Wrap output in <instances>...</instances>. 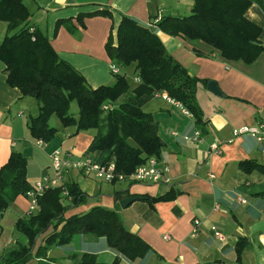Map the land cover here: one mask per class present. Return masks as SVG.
<instances>
[{"label":"crops","instance_id":"crops-1","mask_svg":"<svg viewBox=\"0 0 264 264\" xmlns=\"http://www.w3.org/2000/svg\"><path fill=\"white\" fill-rule=\"evenodd\" d=\"M23 1L33 25L48 36L58 55L78 69L92 87L110 84L115 79L109 70L111 60L105 44L109 34H115L120 13L151 25L165 15H188L194 2ZM97 6L109 7L112 15L77 19L81 11ZM245 16L261 27L259 40L264 47V12L253 3ZM62 18L69 20L55 32L56 21ZM4 28L6 24L0 21V31ZM156 32L166 50L190 74L216 82L220 94L202 84L196 90L205 124H196L193 115L186 114L178 101L170 102L154 95L142 109L158 120V134L164 146L157 159L160 165L166 166V180L109 183L75 169L65 174L66 179L63 177V183L75 181L87 195L86 202L70 207L66 216L86 211L93 205L116 209L124 226L146 241L152 251L129 260L110 248L104 237L78 233L67 245L50 248L47 256L53 257L55 264H76L85 252L94 253L105 263L118 257L119 264H264V174L258 169L244 172L238 165L241 160L264 165V144L250 134L232 135L233 128L264 122V51L247 64L222 57L219 50L201 40L172 36L158 28ZM130 68L134 78L137 77L134 66ZM126 72L123 70L122 74L126 76ZM136 85L129 84L130 88ZM32 108L37 114V100L23 96L18 88L7 83L4 64L0 61V168L12 152L21 153L26 158L27 180L33 185L41 177L52 174L48 167L50 153L55 148L64 146V151L81 157L93 138V131L76 133L74 125L64 126L57 117L55 137L39 144L37 141L41 139L32 137L28 129L31 116L36 115ZM195 132H199L197 140L193 139ZM212 143L220 145L221 154L208 153ZM115 191L125 192L122 198L129 195L142 198L122 208L119 200L114 199ZM165 193H173L174 197L153 203L148 200ZM9 207V213L18 218L29 214V200L25 195H18ZM6 211H2L0 218ZM193 219L200 221L195 234L191 233ZM212 226L224 235L223 240L214 237ZM0 230L3 232L2 226ZM16 241L26 243L27 238L19 233L10 249ZM237 245L241 247L239 253ZM30 262L33 264L34 260Z\"/></svg>","mask_w":264,"mask_h":264},{"label":"trees","instance_id":"trees-1","mask_svg":"<svg viewBox=\"0 0 264 264\" xmlns=\"http://www.w3.org/2000/svg\"><path fill=\"white\" fill-rule=\"evenodd\" d=\"M253 3L264 12V0H194L188 15H165L151 25L120 13L115 34H109L105 49L112 63L121 68L134 66L140 82L130 88L121 73L115 74L110 84L90 86L78 69L58 55L48 36L33 25L23 0H0V21L6 24L0 61L7 83L38 102V113L28 123L32 137L51 141L57 128L49 124V119L55 114L62 125H74L76 133L93 130L83 156L101 163L112 160L118 171L129 174L149 156L157 157L164 146L158 120L142 109L155 93H166L193 115L196 124H205L195 94L198 85H206L208 79L190 74L166 50L156 28L172 36L201 40L219 50L222 57L249 64L264 51L259 40L261 27L245 16ZM95 15L111 16L112 10L97 6L81 11L77 19ZM68 20L58 19L55 32ZM72 101L77 105L75 113L69 111ZM238 165L244 172L258 169L264 174V165L253 160H241ZM31 188L26 158L12 152L0 168V211ZM124 194L115 191L114 199L118 201ZM173 197V193H165L148 200L153 203ZM86 200V193L75 181L46 189L37 198L35 212L15 223L27 242L16 241V246L0 255V264H27L32 260L33 264H55L47 252L67 245L78 233L104 237L110 248L129 260L152 251L146 241L124 226L116 209L93 205L86 211L65 215L70 207ZM240 248L237 245L238 253ZM76 264H119V258L105 263L94 253L85 252Z\"/></svg>","mask_w":264,"mask_h":264},{"label":"built area","instance_id":"built-area-1","mask_svg":"<svg viewBox=\"0 0 264 264\" xmlns=\"http://www.w3.org/2000/svg\"><path fill=\"white\" fill-rule=\"evenodd\" d=\"M109 70L112 74H119L120 68L115 63H110ZM135 81L139 82L140 78L137 76L134 78ZM155 96H160L165 100L170 102H175L174 99L169 97L166 93H155ZM177 102V101H176ZM182 110L188 114L189 112L177 102ZM241 134H250L254 136L257 141L261 144H264V122H259L256 125H244L240 127L233 128L232 135L234 137ZM199 132H195L193 139H198ZM39 144H42V140L37 141ZM222 149L220 145L212 143L209 146L208 153L221 154ZM51 159V168L53 173L50 175H45L34 182L32 188L28 190L25 196L29 200V213L35 212L37 208V198L42 195V193L50 188L56 187L63 184V177L66 173H69L71 170H78L84 175L93 176L96 179L105 182H116L121 180H131L141 183H158L166 180V166L160 165L156 156H149L147 160L141 165L137 166L131 173L124 174L116 169L114 161L109 162H96L91 158L86 156L74 157L71 151H64L60 148H55L50 153ZM212 177V175H210ZM200 221L198 219H193L192 221V230L191 233L195 234L198 230ZM212 231L214 237L219 240L224 239V235L219 232L215 226H212ZM165 239L168 236H164Z\"/></svg>","mask_w":264,"mask_h":264},{"label":"rangeland","instance_id":"rangeland-1","mask_svg":"<svg viewBox=\"0 0 264 264\" xmlns=\"http://www.w3.org/2000/svg\"><path fill=\"white\" fill-rule=\"evenodd\" d=\"M6 33V28H4L2 31H0V42L1 40L3 39L4 35ZM127 68H122V73H123V70L124 71H127L126 73V80L127 82L130 84V85H136V83L138 84L139 82H134L133 81V78H134V74H133V69H128ZM121 73V74H122ZM125 74V73H124ZM32 111L33 113L36 114L37 110L35 108H32ZM70 112H73L75 113L77 111V105H76V102L75 101H72L71 104H70V109H69ZM49 124L51 126H54L59 124V120L57 118V116L55 114L51 115L50 119H49ZM75 129V128H74ZM85 132L87 131H93L91 129H88V130H83ZM67 145V144H66ZM62 150H65L66 147L63 146V148H61ZM51 161V159H50ZM49 168V173H53L52 171V168H51V162H50V166L48 167ZM64 179H66V175L64 177ZM31 184V183H30ZM32 185V184H31ZM65 202V201H64ZM9 206L6 208L7 211L5 212V214L0 218V226H2L3 228V232H1L0 230V243L2 244V246H0V255L4 254L7 250H9L10 246L15 242V240L18 238L19 236V233L17 232V229L15 227V223L16 221L18 220V217L19 216H16V215H13L11 213H9ZM5 209V210H6ZM4 210V211H5ZM2 212L0 211V214ZM18 215V214H17ZM16 246V244L14 245ZM9 248V249H8ZM48 253V252H47ZM48 255V254H47ZM50 259H53V257H49ZM48 259V258H47ZM31 262L27 263V264H30Z\"/></svg>","mask_w":264,"mask_h":264},{"label":"water","instance_id":"water-1","mask_svg":"<svg viewBox=\"0 0 264 264\" xmlns=\"http://www.w3.org/2000/svg\"><path fill=\"white\" fill-rule=\"evenodd\" d=\"M206 87L208 90L212 91L213 93L216 94H220V90L216 84V82L214 80H208ZM139 196L136 195H129L127 197H124L122 199L119 200V205L122 208H125L126 206H128L131 202H133L135 199H137ZM139 198H142L141 196ZM204 264H211V263H204Z\"/></svg>","mask_w":264,"mask_h":264}]
</instances>
